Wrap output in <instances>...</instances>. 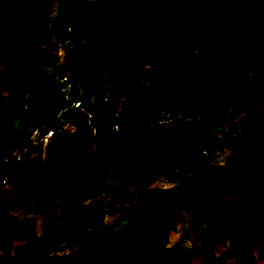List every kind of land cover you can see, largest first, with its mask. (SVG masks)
I'll return each mask as SVG.
<instances>
[{"label":"trees","instance_id":"16d2710c","mask_svg":"<svg viewBox=\"0 0 264 264\" xmlns=\"http://www.w3.org/2000/svg\"><path fill=\"white\" fill-rule=\"evenodd\" d=\"M57 1L71 21L85 29L83 43L70 54H80L85 94L94 101L89 110L93 123L113 116L119 94L126 100V108L119 112L118 130L96 136L87 118L78 122L82 136L95 144L103 157L110 158L118 180L117 201L122 209L132 211L136 245L125 255L129 261L174 264L189 250L166 246L176 212L157 203L162 190L150 186L151 182L177 170L213 176L210 159L202 155V150L214 146L208 143L211 125L225 106L247 96L258 97L264 81L243 74L227 91L215 89L216 73H204L196 84L187 81L190 66L199 55L192 53L197 46L187 44V39L208 27L217 0H113L87 7L81 0ZM235 2L234 16L226 23L220 18L222 29L240 43L236 55L223 59V79L232 78L247 59L264 63V0ZM207 30L212 32L209 27ZM1 32L6 36L0 41V61L6 63L0 69V135L12 120L11 111L26 109L24 117L35 125L37 118L52 124L49 137L59 152L51 163L34 158V169H13L7 174V185L34 194L42 183L57 181L65 199L59 222L47 206H25L43 213L46 225L40 236L29 232V247L13 264H42L51 257L55 241L62 235L64 241L79 237L83 255H93L96 264H117L114 251L118 233L113 235L107 227L93 222L94 209L82 203L96 181L91 170L99 158L95 152L75 149L71 140L58 136L66 131L58 113L70 104L57 93L63 82L48 78L31 64V56L51 39L44 0H0ZM104 86L110 93L106 94ZM246 106L241 102L234 115ZM249 125L248 134L234 150L233 168L227 176V183L245 189L243 198L227 210L239 212L240 222L222 236L227 240L223 250L217 255L209 253L210 264H241L239 259L253 256V250L264 254V119ZM47 131L41 127L38 138H44ZM23 135L31 152L35 142L30 131L25 128ZM16 143L8 154L12 160V152L18 151L19 141ZM2 157L0 176L4 171ZM182 189L184 186L178 185L176 192ZM13 205L0 199V210ZM11 238V234H4L0 239L6 260ZM75 255L70 251L56 258L65 264L74 261Z\"/></svg>","mask_w":264,"mask_h":264},{"label":"rangeland","instance_id":"374dc122","mask_svg":"<svg viewBox=\"0 0 264 264\" xmlns=\"http://www.w3.org/2000/svg\"><path fill=\"white\" fill-rule=\"evenodd\" d=\"M108 1L113 0H81L85 7L100 5ZM44 6L48 19V34L51 39L42 45L33 57L31 56V64L48 78H55L58 82H63L57 89V93L69 100L70 104L64 105L58 113L60 122L71 121L81 124L85 112L93 108L94 101L91 96L85 94L84 69L78 65L80 54L73 57L70 50L83 43L85 29L71 21V17L65 10L60 9L57 0H44ZM235 6V0H217L208 24L209 30L212 32H208V27H205L187 39V44L191 43L200 48V54L195 58L200 69V77L206 72L216 73L215 89L218 91L232 89L243 74H246L250 79L258 77L264 81V63L253 59H247L232 78H222L223 59L236 55L240 43L222 29L220 18L223 17V21L226 23L227 17L232 14L231 11L235 9ZM65 24L69 25L65 28ZM5 36L6 34L1 32L0 41ZM5 63L4 59L0 61V69ZM103 89L106 94L110 93L108 86H104ZM76 100L81 101V104L72 108L71 106H75ZM241 102H246L247 106L242 113L235 116L234 111ZM123 108H126V100L122 94H119L116 98V109L113 116L111 117L109 114L102 123L92 124V134L103 136L109 134L111 129L119 128L121 123L119 112ZM25 113L26 109L19 112L11 111L12 120L0 135V155L9 154L11 146L18 141L19 148L21 144L23 145L21 148L25 153L20 155L21 165L17 170L34 169V158L41 163H51L59 155L55 141L49 135L38 138L41 127L49 129L52 124L44 121L43 118H37L38 123L35 125L24 117ZM263 119L264 89L260 91L258 97L247 96L225 106L211 125V142L208 141V143L214 146L207 149L206 154L202 153V155L210 159L214 171L213 176L199 177L177 170L170 176L151 182L150 186L162 190L157 197V203L176 212V217L167 236L166 246L189 250L184 258L178 259L174 264H210L207 259L209 253L217 255L227 245V240L222 236L232 226L239 224L241 216L239 212L230 213L227 210L237 204L238 200L245 195L244 188L227 183V176L233 168L234 150L248 134L249 124L260 122ZM25 128L30 131V137L35 142L31 152L30 150L26 152L28 141L26 135H23ZM58 136L61 138L65 136L71 140L75 149L85 150L87 153L95 152L99 158L96 167L91 170L96 181L87 191L86 198L82 203L94 209L93 222L107 227L113 235L118 233L114 251L117 264H153L149 261L142 263L129 261L125 255L131 247L136 245V229L131 223L132 211L122 209L123 205L117 201L118 180L114 175L110 158L103 157L100 149L82 136L81 129L75 133L60 131ZM7 140H9V145L6 144ZM13 154L16 152L13 151ZM178 185H183L184 189L176 192ZM0 199H7L14 203L11 208L0 210V239L4 234L12 235L7 260L3 257L0 247V264H9V262L13 264L21 253L28 249L29 232L32 230L36 236H40L46 225L43 213L30 210L25 206H47L49 210L55 211V219L59 222L63 216L62 205L65 199L61 195L57 181L52 184L42 183L34 194L25 190H16L10 185L2 186L0 184ZM63 238L64 235L61 236V240L55 241V249L52 250L51 257L45 259L42 264H63L57 260L56 256L67 254L70 251L76 253L75 259L65 264H96L97 260L93 255H83L79 237H73L67 241H64ZM228 259V257L225 258V260ZM232 261L237 262L236 260ZM239 262L241 264H264V254H254L239 259Z\"/></svg>","mask_w":264,"mask_h":264},{"label":"built area","instance_id":"2783aa9c","mask_svg":"<svg viewBox=\"0 0 264 264\" xmlns=\"http://www.w3.org/2000/svg\"><path fill=\"white\" fill-rule=\"evenodd\" d=\"M198 52H199L198 49H196V48L193 49V53L196 54ZM198 72H199L198 66L195 65V64H192L191 67H190V73H189V75L187 77V81L189 83H196L195 76H196V74ZM64 79H66V77H64ZM104 100H106V97L104 98ZM79 103L80 102L78 100H76L75 101V106H72V107H77L79 105ZM86 114H87V117L88 118H91L92 117V115L90 113L86 112ZM61 125H62L63 129H65L66 131L73 132V131L76 130V127L74 126V124L73 123H70L68 121L67 122H61ZM115 129L118 130V128H115ZM225 131H226V129H225ZM51 133H52V129L49 128L48 131H47V135H51ZM27 145H28V143H27ZM21 146H23V145L21 144L20 145V148L18 147V151L15 154V159L14 160H12L8 156V154H5L2 157V163H3V169H4V171L2 172V174L0 176V184L2 186L7 185V174L9 172H11L13 169L18 168L19 165H21V156L20 155L21 154L23 155V153H25L24 150H23V148H21ZM29 147L30 146L28 145V147L26 149V152L28 151ZM202 153L203 154H206V150H202ZM253 253L256 254V250H253Z\"/></svg>","mask_w":264,"mask_h":264},{"label":"clouds","instance_id":"9594fccd","mask_svg":"<svg viewBox=\"0 0 264 264\" xmlns=\"http://www.w3.org/2000/svg\"><path fill=\"white\" fill-rule=\"evenodd\" d=\"M196 49H198L199 50V52L198 53H196V54H200V48H198V47H195ZM195 48H193V49H195ZM192 53H193V50H192ZM193 54H195V53H193ZM195 54V55H196ZM193 64H195V65H197L198 66V64H196V63H193ZM191 67V66H190ZM198 68H199V66H198ZM190 73V72H189ZM200 75H201V73H200V69H199V72L196 74V76H195V80H196V83L198 82V80H199V78H200ZM188 77V76H187ZM196 83H191V84H196ZM79 102H81V101H79ZM73 104V103H72ZM79 104H81V103H79ZM68 106V105H67ZM72 107V106H71ZM72 108H74V107H72ZM87 112L88 113H90V111L89 110H87ZM84 117L85 118H87V123H88V125H89V127L90 128H92V124H95V123H93V121H92V118H93V116L91 117V118H88L87 117V114H86V112H85V115H84ZM90 119V120H89ZM89 120V121H88ZM92 121V122H91ZM68 122H70V123H73L74 125H75V127H76V130L75 131H73V133H75L76 131L78 132L79 131V124L77 123V124H75L74 122H71V121H68ZM91 123V124H90ZM47 135V134H46ZM19 168V167H18Z\"/></svg>","mask_w":264,"mask_h":264},{"label":"crops","instance_id":"0c3cea01","mask_svg":"<svg viewBox=\"0 0 264 264\" xmlns=\"http://www.w3.org/2000/svg\"><path fill=\"white\" fill-rule=\"evenodd\" d=\"M235 8H236V6H235ZM232 12V14L231 15H229L228 17H227V20H230L233 16H234V14H235V9L233 10V11H231ZM222 15V14H221ZM221 19L223 20V17H221ZM215 131H218V129H215ZM209 143L211 142L210 141V138H209Z\"/></svg>","mask_w":264,"mask_h":264}]
</instances>
